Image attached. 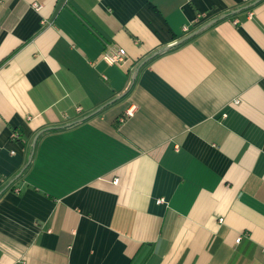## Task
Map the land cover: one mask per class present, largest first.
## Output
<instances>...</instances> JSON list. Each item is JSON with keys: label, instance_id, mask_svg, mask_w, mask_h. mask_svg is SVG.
<instances>
[{"label": "crops", "instance_id": "obj_1", "mask_svg": "<svg viewBox=\"0 0 264 264\" xmlns=\"http://www.w3.org/2000/svg\"><path fill=\"white\" fill-rule=\"evenodd\" d=\"M2 186L0 264H264V0H0Z\"/></svg>", "mask_w": 264, "mask_h": 264}, {"label": "built area", "instance_id": "obj_2", "mask_svg": "<svg viewBox=\"0 0 264 264\" xmlns=\"http://www.w3.org/2000/svg\"><path fill=\"white\" fill-rule=\"evenodd\" d=\"M33 7L38 9L39 5L36 3H33ZM201 15H198L200 17ZM184 31H187V27H183ZM101 59L107 64V65H120L122 64L126 59V51L124 48L119 46H110L107 47L101 55ZM135 110V106L128 107L125 110V116H131ZM12 137L17 138L18 134L16 132L12 133ZM114 181H117V178L114 179ZM159 201H163L162 198L159 199ZM240 237H238L236 240L238 241Z\"/></svg>", "mask_w": 264, "mask_h": 264}, {"label": "trees", "instance_id": "obj_3", "mask_svg": "<svg viewBox=\"0 0 264 264\" xmlns=\"http://www.w3.org/2000/svg\"><path fill=\"white\" fill-rule=\"evenodd\" d=\"M129 88H130V87L127 88V90L125 91V93H124L120 98L114 99V101H111L110 103H112V102H116V101L120 100L121 98H123V97L129 92ZM110 103H106V105H108V104H110ZM106 105H104V106H106ZM102 108H103V107H102ZM102 108H101V109H102ZM101 109H99L98 111H100ZM54 129H55V128H54ZM28 166H29V163H28V164L22 169V171H20L18 174L15 175V179H16L17 177L21 176V174H22L23 172L26 171V169L28 168ZM5 189H6V186H2V187L0 188V194H1Z\"/></svg>", "mask_w": 264, "mask_h": 264}, {"label": "rangeland", "instance_id": "obj_4", "mask_svg": "<svg viewBox=\"0 0 264 264\" xmlns=\"http://www.w3.org/2000/svg\"><path fill=\"white\" fill-rule=\"evenodd\" d=\"M116 66H119L121 67L124 75H126L128 78H129V82H128V85L131 84L132 82V79H133V76H134V73H131V70L127 69V68H124V63L123 64H120V65H116Z\"/></svg>", "mask_w": 264, "mask_h": 264}, {"label": "water", "instance_id": "obj_5", "mask_svg": "<svg viewBox=\"0 0 264 264\" xmlns=\"http://www.w3.org/2000/svg\"><path fill=\"white\" fill-rule=\"evenodd\" d=\"M123 94H124V93L118 95L116 98H120ZM116 98H115V99H116ZM96 112H97V111H95L94 113H96ZM91 115H92V114H91ZM91 115H89V116H91ZM89 116H88V117H89ZM82 120H83V119H82ZM36 138H37V135H36L35 138H34V141H33L34 143H35V141H36ZM32 154H33V151H32ZM29 162H30V161H29Z\"/></svg>", "mask_w": 264, "mask_h": 264}]
</instances>
